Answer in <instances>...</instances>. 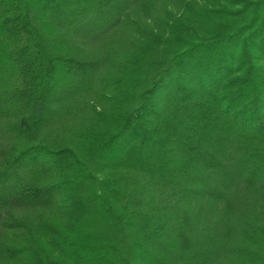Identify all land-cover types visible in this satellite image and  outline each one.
Returning a JSON list of instances; mask_svg holds the SVG:
<instances>
[{
	"label": "trees",
	"instance_id": "16d2710c",
	"mask_svg": "<svg viewBox=\"0 0 264 264\" xmlns=\"http://www.w3.org/2000/svg\"><path fill=\"white\" fill-rule=\"evenodd\" d=\"M0 264H264V0H0Z\"/></svg>",
	"mask_w": 264,
	"mask_h": 264
}]
</instances>
